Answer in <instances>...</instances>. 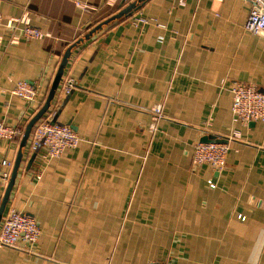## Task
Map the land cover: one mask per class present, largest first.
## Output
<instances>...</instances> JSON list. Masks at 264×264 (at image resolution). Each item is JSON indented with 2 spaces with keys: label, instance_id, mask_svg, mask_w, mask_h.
Wrapping results in <instances>:
<instances>
[{
  "label": "crops",
  "instance_id": "crops-1",
  "mask_svg": "<svg viewBox=\"0 0 264 264\" xmlns=\"http://www.w3.org/2000/svg\"><path fill=\"white\" fill-rule=\"evenodd\" d=\"M84 1L0 0L6 19L45 33L13 40L21 23L0 26V119L22 135L67 48L135 0ZM249 9L248 0H143L71 51L63 76L76 86L66 96L59 84L41 119L80 140L43 159L31 131L3 214L34 217L40 234L0 246V264H264V122L233 120L229 89L264 90V39L243 29ZM18 80L38 87L36 102L13 94ZM22 135L0 138V204ZM207 135L228 142L220 171L192 162Z\"/></svg>",
  "mask_w": 264,
  "mask_h": 264
},
{
  "label": "built area",
  "instance_id": "built-area-1",
  "mask_svg": "<svg viewBox=\"0 0 264 264\" xmlns=\"http://www.w3.org/2000/svg\"><path fill=\"white\" fill-rule=\"evenodd\" d=\"M77 7L84 9L87 4L84 0H71ZM178 4H184V0H176ZM250 9L243 24L246 32L260 36L264 39V0H248ZM138 22L146 23L148 18L139 17ZM21 23L19 35L13 36L17 40L18 36L26 39L41 38L45 33L37 26L32 25L25 18H7L0 12V26L13 29ZM59 88L60 94H67L76 86L75 78L71 76L62 77ZM230 92L232 96L231 112L233 120L241 122L263 121L264 122V90L258 88L253 83L234 81L231 83ZM12 92L17 97L31 104L38 100L39 89L37 86L25 81L18 80ZM151 122L149 129L154 131L157 121L162 117L161 105H156L150 109ZM212 124V118L204 122L203 128L208 129ZM22 131L12 125L5 124L0 119V138L15 140L20 138ZM79 135L65 123L52 121L51 119H40L33 127L30 150L35 152L43 148L39 157L46 159L60 155L63 150L75 147L79 143ZM228 142L220 141H197L193 145L192 162L194 165L207 164L212 169L220 171L225 167L226 154L228 152ZM2 164L11 167V162L4 159ZM3 178H8L9 172H3ZM206 188H214L215 183L209 179L204 185ZM240 219L245 215L238 214ZM40 229L34 217L9 209L3 214L0 221V246H17L19 243L29 245L35 243L39 238ZM147 264H165L152 261Z\"/></svg>",
  "mask_w": 264,
  "mask_h": 264
},
{
  "label": "water",
  "instance_id": "water-1",
  "mask_svg": "<svg viewBox=\"0 0 264 264\" xmlns=\"http://www.w3.org/2000/svg\"><path fill=\"white\" fill-rule=\"evenodd\" d=\"M142 1L143 0H135L134 2H131L128 6L123 8L121 11H119L115 15L111 16L110 18L104 20L103 22H101L100 24L95 26L91 31H89L88 33L84 34L76 42L71 44L67 48V50L65 51L64 56H63V58H62V60L60 62L59 68H58V70H57V72L55 74V77H54L53 82L51 84V87L49 89V92L47 94V97L45 99V102L43 103L41 108L36 112V114L29 120V122L27 123V125H26V127L24 129V132H23V135H22V138H21V143H20V148H19V151H18V155H17V158H16L15 163L13 165V170L11 172L10 180H9V183H8L7 188L5 190V194H4L3 200H2V202L0 204V221H1L2 216H3L4 207H5V204L7 202V199H8L10 190H11V186H12V184L14 182V178L16 176V173H17V170H18V167H19V163H20V160H21L22 152H23V147L25 146V144L27 142V139H28V137H29L34 125L41 119L43 114L49 108V106H50V104H51V102L53 100L54 94L56 92V89H57L59 83L62 80L64 68L66 66V63H67V60L69 58V55H70L71 51L78 44H80V43L84 42L86 39H88L93 33L98 32L108 22H110V21H112L114 19H117V18H119V17H121L123 15L130 14L132 11L136 10L139 7V5H140V3ZM68 94L69 93H67L66 96H68ZM202 141H205V142H208V141L225 142V140L217 139V138H215V136H212V135L205 136L202 139ZM34 153H36V151ZM34 153H33V155H34Z\"/></svg>",
  "mask_w": 264,
  "mask_h": 264
}]
</instances>
